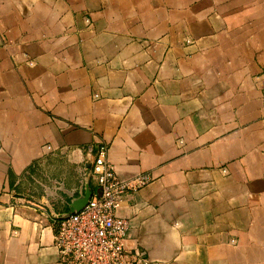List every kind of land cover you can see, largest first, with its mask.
<instances>
[{"label": "crops", "instance_id": "crops-1", "mask_svg": "<svg viewBox=\"0 0 264 264\" xmlns=\"http://www.w3.org/2000/svg\"><path fill=\"white\" fill-rule=\"evenodd\" d=\"M102 146L149 264H264V0H0V264H60Z\"/></svg>", "mask_w": 264, "mask_h": 264}, {"label": "built area", "instance_id": "built-area-1", "mask_svg": "<svg viewBox=\"0 0 264 264\" xmlns=\"http://www.w3.org/2000/svg\"><path fill=\"white\" fill-rule=\"evenodd\" d=\"M51 151L52 148L48 147ZM87 180V174L84 175ZM90 178L98 192L85 208L57 223L55 246L60 264H149L147 253L130 250L126 243L130 223L118 211L125 196L152 182L147 174L128 180L118 176L107 159V147L96 152Z\"/></svg>", "mask_w": 264, "mask_h": 264}, {"label": "water", "instance_id": "water-1", "mask_svg": "<svg viewBox=\"0 0 264 264\" xmlns=\"http://www.w3.org/2000/svg\"><path fill=\"white\" fill-rule=\"evenodd\" d=\"M92 166H93V163L87 168V179H88V181L90 180V173L92 170ZM91 197H92V194H91V191L89 189V184L87 183L86 195L83 199H80L74 203V205L72 206V212H73L72 214L82 211L85 208V206L88 204ZM69 216L70 215H67V216L63 217L62 219H67V218H69Z\"/></svg>", "mask_w": 264, "mask_h": 264}]
</instances>
